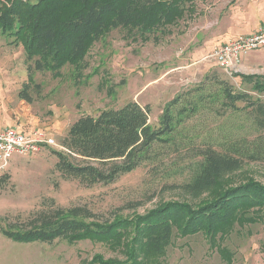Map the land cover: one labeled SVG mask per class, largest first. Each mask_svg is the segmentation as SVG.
<instances>
[{
	"label": "rangeland",
	"instance_id": "374dc122",
	"mask_svg": "<svg viewBox=\"0 0 264 264\" xmlns=\"http://www.w3.org/2000/svg\"><path fill=\"white\" fill-rule=\"evenodd\" d=\"M209 4L204 0L196 6L202 10ZM155 36L157 40L143 42L125 38L119 29L112 30L92 44L79 66L66 64L58 76L33 70V62H27L21 45L0 38L6 96L14 97L12 90H22L27 84V68L31 67L32 81L27 84L31 109H16L53 128L56 145L30 156L14 155L0 171V230L15 232L33 217L32 213L58 207L79 208L86 211L89 222L110 223L117 218L145 215L167 202L196 205L206 195L193 200L182 193L181 187L191 180L198 153L208 145L243 156L241 169L230 181L252 179L264 184V152L254 154L255 145L264 143V117L250 109H224L212 100L177 128L179 148H165L159 159L144 163L112 184L86 187L56 172L53 152H66L60 141L81 116H95L134 102L149 108V125L156 127L164 106L177 95L188 93L186 98L192 99L193 89L202 82H206V93H213L216 86L207 79L214 75L229 82L236 92L249 93L253 99L258 96L251 93L249 84L234 77L243 73L227 75L208 57H195L200 43L193 42V15ZM248 58L255 63L260 59V63L243 75L264 77V50L250 52L241 61ZM186 98L180 106L185 105ZM244 215L246 219L263 216L256 210ZM130 237L120 243L86 239L46 244L16 242L0 232V264H90L96 256L125 262ZM217 238L209 241L200 233L185 237L174 234L165 255L149 264H264L263 218L234 224L228 236Z\"/></svg>",
	"mask_w": 264,
	"mask_h": 264
},
{
	"label": "trees",
	"instance_id": "16d2710c",
	"mask_svg": "<svg viewBox=\"0 0 264 264\" xmlns=\"http://www.w3.org/2000/svg\"><path fill=\"white\" fill-rule=\"evenodd\" d=\"M198 1L204 0H0V38L21 45L27 62H33V70L58 76L66 64L79 66L92 44L110 31L119 29L132 40L155 41V34L166 33L169 27L194 16ZM31 71L28 67V85ZM234 77L249 84L251 93L258 95L256 99L249 93L236 92L229 82L214 75L207 79L216 86L213 93H206V82H202L193 89L192 99L186 98V93L185 105H179L184 97L177 95L164 106L156 127L149 125V108L134 102L79 117L60 141L66 152H53L56 172L86 187L112 184L144 163L159 159L165 148H179L177 128L211 100L224 109H250L264 117V77ZM27 84L19 97L30 102ZM238 103L243 107H237ZM255 148L254 154H261L264 143L259 141ZM234 153L210 145L199 151L193 176L181 187L182 193L193 200L206 195L196 205L167 202L145 215L117 218L110 223L89 222L82 209L58 207L32 213L33 217L15 232H0L16 242L46 244L86 239L120 243L131 236L125 262L96 256L90 264L156 262L165 255L174 234L185 237L200 233L212 241L228 236L234 224L264 219V184L252 179L230 181L242 167L243 156ZM254 210L263 216L246 219L244 214Z\"/></svg>",
	"mask_w": 264,
	"mask_h": 264
},
{
	"label": "crops",
	"instance_id": "0c3cea01",
	"mask_svg": "<svg viewBox=\"0 0 264 264\" xmlns=\"http://www.w3.org/2000/svg\"><path fill=\"white\" fill-rule=\"evenodd\" d=\"M207 1L210 4L202 7V10L198 9V5L196 6L197 12L193 16V42L200 43L198 51H195V57L198 59L203 60L206 57L209 59L211 52L216 47L236 37L252 34L264 27V0ZM203 42L206 45L202 46ZM259 63L260 59L256 63L249 58L243 59L240 62L239 72L246 74L247 71L257 67ZM3 72L4 69L0 67V130L16 128L26 134L39 131L48 138H52L53 128L39 124L36 121L37 117L35 118L29 113H20L16 109V106L18 109L23 107L31 109V99L30 102L22 100L18 90H12L14 97L6 96L7 91L4 85L6 77Z\"/></svg>",
	"mask_w": 264,
	"mask_h": 264
},
{
	"label": "built area",
	"instance_id": "2783aa9c",
	"mask_svg": "<svg viewBox=\"0 0 264 264\" xmlns=\"http://www.w3.org/2000/svg\"><path fill=\"white\" fill-rule=\"evenodd\" d=\"M264 50V27L252 34L236 37L213 49L209 59L227 75L239 72L241 58L250 52ZM56 146L52 138L43 132L34 131L30 134L16 128L0 130V171L8 166L14 155L30 156L44 147Z\"/></svg>",
	"mask_w": 264,
	"mask_h": 264
}]
</instances>
